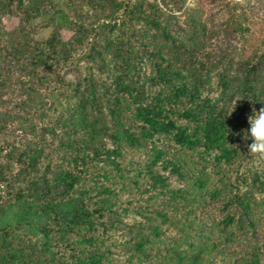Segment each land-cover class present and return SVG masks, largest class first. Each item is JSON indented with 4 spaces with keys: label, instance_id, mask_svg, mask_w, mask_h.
<instances>
[{
    "label": "trees",
    "instance_id": "1",
    "mask_svg": "<svg viewBox=\"0 0 264 264\" xmlns=\"http://www.w3.org/2000/svg\"><path fill=\"white\" fill-rule=\"evenodd\" d=\"M110 4V21L103 28L121 20L130 42L111 44L117 61L128 60L127 65L116 63L110 85L102 80L106 91L116 90L100 102L97 87L86 97L77 86L76 105L52 121L46 116L50 85L38 77L47 73L66 82L68 66L85 46L86 27L78 26L74 38L64 42L60 25H55L51 38L40 42L31 28L42 12L35 1L0 0V264H256L253 253L234 259L226 244L197 242L194 236H202L209 226L202 217L207 207L178 202L157 168L159 161L168 160L170 148L156 145L158 136L177 131L181 148L199 136L195 119L208 108L204 94L216 69L208 51L209 25L201 12L187 11L186 0H164V7L183 12V20L147 0ZM13 11L21 15L23 26L10 32L4 19ZM139 55L150 62L158 90L150 102L134 99L131 88L123 87L137 72ZM231 69L221 77L241 93L243 109L263 107L264 50ZM91 82L101 88V80ZM98 105L107 110L104 120L95 116ZM19 131L27 141H20ZM54 136L59 142L55 150L49 145ZM105 139L112 140L113 151L103 147ZM125 146L148 153L127 177L122 174ZM105 153L106 158L116 156L121 179L136 188L146 184L145 193L151 196L141 195L135 205L124 203L116 188L100 182L111 173L99 168ZM234 189L225 206L234 208L225 227L254 232L259 191L253 181L247 189L240 184ZM164 224L174 226L180 238L164 239Z\"/></svg>",
    "mask_w": 264,
    "mask_h": 264
},
{
    "label": "rangeland",
    "instance_id": "2",
    "mask_svg": "<svg viewBox=\"0 0 264 264\" xmlns=\"http://www.w3.org/2000/svg\"><path fill=\"white\" fill-rule=\"evenodd\" d=\"M23 1L26 5L35 1L37 8L42 11L35 15L31 27L32 31L36 32L33 37L40 42L51 38L55 25H60L61 39L64 42L74 38L78 26L86 27L87 31L85 46L74 56L67 74L63 76L67 77L66 82L62 77L47 73L38 77L39 81L45 80L50 85L47 119L55 121L63 117L64 112L71 106L76 105L73 89L77 86L81 87L79 95L84 94L86 97H90L92 89L97 87L100 102H107L104 98L116 88L113 86L112 92L106 91L102 87V80L110 85L109 77L116 71V63H128L125 59L117 61L111 44L115 41V45L120 47L130 45L127 38H124L128 36V26L121 20L112 23L109 29L103 28V23L110 21L107 11L110 9L111 0ZM118 1L130 3L134 0ZM147 1L163 8L168 15L184 19L183 12L174 7H164V0ZM185 8L187 11L201 12L209 25L208 51L212 59L211 64L213 63L216 69L204 94L209 103L208 108L195 119L199 136L186 148H181L182 139L177 131L169 129L158 136L156 145L170 148L167 151L168 160L165 157L159 161L157 168L160 175L166 179L170 193L176 196L178 202L202 204L207 207L202 217L204 223L209 226L206 231L203 230L202 236H194L197 242L216 241L222 245L226 244L230 257L236 259L253 253L258 257L256 264H264V154L249 151L248 146L252 141L242 138L243 131L250 127L248 116L252 114L253 109L258 112L262 107L259 104H250L249 108L243 109L241 93L235 86L230 85L227 78L221 77L225 70V73L230 74L231 65L235 69L238 61L249 58L255 51L264 50V0H186ZM171 22L174 25L179 24ZM4 23L10 32L23 26L22 17L16 11L8 15ZM141 27L142 25L139 26L140 30ZM117 39H120V42H116ZM137 62V72L123 87L131 88L134 99L139 96L149 102L153 101L158 95V90L152 84L154 76L151 64L147 59H143L142 55H139ZM92 78L101 80V88L96 83L92 84ZM129 97L132 99V96ZM93 110H96L95 116L98 120H104L107 110L103 106H94ZM21 133L18 132L20 141H27ZM55 139V136L49 139L53 150L59 144ZM103 147L106 151H113L112 140L105 139ZM121 152L124 177L131 175L138 164L142 165L148 159L147 152L130 146H125ZM50 153L54 156V153ZM106 154L101 158L99 168L111 173L105 178L101 176L100 182L116 188L124 203L131 201L129 203L135 205L141 195L151 196V193H145L146 184L141 183L140 188H136L131 186L128 180L121 179V173L117 172L114 163L116 156L106 158ZM252 181L259 191L257 198L260 201L252 216L256 224L255 231L236 232L235 225L226 228L224 220L234 208L225 209V206L231 199L234 186L240 184L243 189H247ZM129 196L133 197L128 198ZM180 236L181 233L174 226L164 224V239H179Z\"/></svg>",
    "mask_w": 264,
    "mask_h": 264
},
{
    "label": "clouds",
    "instance_id": "3",
    "mask_svg": "<svg viewBox=\"0 0 264 264\" xmlns=\"http://www.w3.org/2000/svg\"><path fill=\"white\" fill-rule=\"evenodd\" d=\"M248 124L250 127L243 131L242 138L252 141L248 146L249 151L264 154V107L258 112L252 110V114L248 116Z\"/></svg>",
    "mask_w": 264,
    "mask_h": 264
}]
</instances>
